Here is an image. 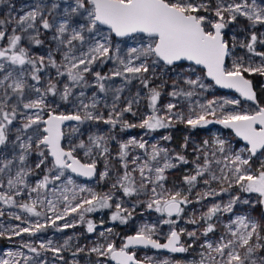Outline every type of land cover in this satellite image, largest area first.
Here are the masks:
<instances>
[{
  "label": "snow or ice",
  "instance_id": "1",
  "mask_svg": "<svg viewBox=\"0 0 264 264\" xmlns=\"http://www.w3.org/2000/svg\"><path fill=\"white\" fill-rule=\"evenodd\" d=\"M60 5L51 4V10H56ZM47 11L46 6L41 3L33 10L28 11L25 15L19 17L16 21L20 34H17V28L11 30V35H7L5 30H0V41H5L0 46V147H7L12 144V151L19 150V154L13 156L12 159L0 160V174L7 172V187L9 192H0V201L5 204L18 206L25 212L35 217H44L45 222L37 220L35 223H28L27 227L17 225L13 228L12 234L20 236L24 233L35 235L49 226H56L57 221H65L66 217L73 213L78 214L81 223H87V231L89 233L95 230V225L91 221H85V213L94 212L97 209L110 208L113 205L109 203L112 199L111 194L98 195L91 189L81 188L80 191L90 193V198L85 197L77 203H72L67 195H64L69 189L65 187L61 193L63 200L66 202L62 209H58L57 205L51 200L39 198L41 190H47L50 184L60 181L65 177V172L70 171L79 176L93 177L96 175V161L82 162L74 153L76 147L66 149L62 146L64 137L63 125L65 121H104L105 123L115 127L118 123L124 128H146L156 130L172 126V120L175 119L183 122L191 128L205 127L212 123L223 125L225 128L234 130L236 136L241 137L250 146L246 149L248 156L245 157L241 150L240 153L228 154L230 147L226 148V141L217 139L215 141V151L224 154L223 160H216V164H223L220 169L221 175L217 176L211 171L212 160L205 156L204 163L196 165L194 175L186 176L185 182L194 187L199 177H203L206 173L208 179L203 182L210 185L212 181L221 184L220 192L210 188L208 191L199 193V199L214 197L224 192H228L234 186H238L242 193H255L257 199L255 203L264 206V161H261L260 168L253 171L251 159L259 152L264 156V107L258 108L255 112L245 111H224V105H238L239 100H224L218 104L216 100H210L205 104H199V111L196 108L190 109V114L185 117L182 113L173 112L176 105L168 103L166 105L167 114L160 116L158 114L157 104L160 101L161 92L157 88L149 89V102L152 109V115H148L137 124L129 123L122 120L124 112H133V103L138 102L139 94L136 98L129 101L127 106L121 109L115 116L112 113L109 117H105L100 113H93L89 108L95 109L96 102L93 99L91 105L80 101L83 112L75 114H56L55 110L50 108L46 102V97L51 94L57 95L58 83L51 79L47 86L41 89L38 87L41 76L40 73L45 67L56 69L57 77L66 76L68 83L62 85L60 90V98L67 101L73 93L76 86H87L86 74L92 73L96 80V86L100 92H105L104 81L113 77H123L127 82L134 77L140 80L144 87H148L149 79L144 74L149 72V58L153 65L163 62L166 66L181 67V62L188 61L192 65L202 66L206 70L205 76L211 78L216 85L222 88L235 89L241 96L250 101L256 100V93L253 91L251 80L245 78V73H259L264 75V65L255 68L245 66L243 62L232 61V67L226 68V58L231 55L229 42L225 39L224 30L228 24L237 20L238 16L245 17L253 26H264V0L261 4L257 0H241L237 3L232 0L226 3V0H73L68 7L64 8L62 17H53L52 21L48 16H52V11ZM6 23L0 20V26ZM40 29L52 31L53 39L57 42L56 53L60 54L57 60L53 52L47 54V58L43 55L33 56L29 53V47L22 44L27 39L31 44L39 46L43 41L39 38ZM27 33L25 36L24 34ZM113 36L115 37H132L148 43L141 44L140 47H133L129 50V57L134 54V59L139 60L136 64L132 58L127 60L121 58L119 47L113 44ZM258 42V36L253 32L250 36V42L243 46L249 52H255V45ZM264 43V39L260 41ZM235 45L233 44V47ZM256 55L264 57V52H255ZM108 60H114L118 67L111 75H101L100 72H93L92 65L98 61L104 63ZM191 71L195 72L192 68ZM131 74V77L128 75ZM29 78L35 81V84H29ZM184 83L192 90H174L171 96H184L191 98L195 93V88L205 89L208 86L203 83V77L196 76L195 79L188 77ZM35 92L37 98L31 99L28 91ZM122 89H117L120 92ZM85 93L81 91L79 96L83 97ZM116 99H119L117 95ZM116 105L113 104L112 112H116ZM23 110V111H22ZM26 110H36L34 114H26ZM219 111V115H218ZM45 114L47 119L44 118ZM23 115L24 121L20 128L16 129L15 140L10 141V134L13 131L14 121ZM211 117V119H210ZM31 129V133L28 130ZM26 137V138H25ZM91 140V147L81 142L77 147L85 150V156H90L93 147L100 150L103 155L109 152L105 144V138L98 136ZM169 139V137H165ZM206 145L207 141L204 142ZM136 146L145 149L144 142H137L135 138L120 146L121 159L126 158L129 153L130 146ZM187 147V144L184 145ZM32 152L38 153L40 159L36 162L35 168H47V173L42 179L31 188V192L38 194L36 199L31 203L17 204L16 196L22 195L20 187L28 188L26 177L32 174L33 169L26 167L28 157ZM163 153L164 163L162 166L151 167L147 160L139 165L141 183L139 189L130 173L125 171L121 180L113 185V188L119 187L127 196L136 194L139 190L146 187V183L155 184L162 190L157 192L154 186L151 192L154 194L150 202L147 203L149 209H155L156 212L166 214L169 219H165L163 223L174 225L178 220L171 217H181L184 213L185 205L191 203L188 195L182 191L167 192L163 190L162 181L166 179L165 171L175 165L171 163L167 149L152 146L151 160L157 161ZM215 156V152L212 153ZM49 157L51 159L49 160ZM175 160L188 163L183 155L177 154ZM19 163V167L12 176V167ZM50 164V166H49ZM127 169V163H124ZM225 169L227 170L225 172ZM145 171L149 174L155 173L154 180L151 175L146 176ZM106 170L101 174V178L107 177ZM67 184L72 185L73 180L67 177ZM227 183L228 187L224 188L223 184ZM4 184L0 183V188ZM12 189H16L12 193ZM55 192V189H52ZM72 200H76L75 195ZM238 202L253 204V201L245 199L241 201L239 195H233L227 204L221 206L220 203L213 204L200 220L205 221V227L201 233L207 236L215 231V224L212 223L213 217L221 212H232ZM44 206L52 213L47 215V211L39 210L38 206ZM116 212L112 215L113 221L120 220L127 223V218L131 215L127 209H123L119 203L115 205ZM123 213V215H122ZM3 212H0V216ZM16 220H21L20 215L15 216ZM188 223L196 224V219H191ZM233 224L237 227L233 228ZM3 226L0 225V228ZM76 224L73 222H65L59 226L57 230L74 228ZM110 231V230H109ZM227 237H222L220 242L214 244L205 241L201 247L207 252V257L201 253L199 264H264V256L254 258L257 250L264 249V224L257 222L248 216H237L232 224L227 226ZM5 235L4 231H0V237ZM189 238H197L196 231H187L181 229L179 231L173 229L166 237V242L161 243L156 236V228L143 225L139 231L126 239L123 246L117 248L114 243H108L106 246L93 247L91 252H95L98 256L109 257L116 261V264H141L136 258L134 252L128 249L130 246H144L153 249H167L172 253H184L192 247L191 244L185 245L182 242V236ZM11 237H9L10 239ZM71 239V238H69ZM65 241L64 247H67ZM52 241L41 243L40 249L50 250L59 253L62 249L51 247ZM24 247L29 248L37 256L40 255L38 249L31 244H25ZM83 251V249H79ZM215 254V255H213ZM20 252H9L8 256H22ZM75 255V253H74ZM0 264H20L16 259H0ZM163 264H171L170 261H163ZM179 264V262H177Z\"/></svg>",
  "mask_w": 264,
  "mask_h": 264
},
{
  "label": "rangeland",
  "instance_id": "2",
  "mask_svg": "<svg viewBox=\"0 0 264 264\" xmlns=\"http://www.w3.org/2000/svg\"><path fill=\"white\" fill-rule=\"evenodd\" d=\"M73 0H0V20H5L6 23L0 26V30H5L7 35H11V30L17 28L16 21L19 17L25 15L28 11L33 10L38 4L43 3L46 6L47 11L51 10V4L57 3L60 5L59 8L52 11V16H48L49 20L52 21L53 17H62L64 8L68 7ZM214 2V0H213ZM232 0H226V3H231ZM237 3L241 0H236ZM258 4L262 3V0H257ZM255 32L258 36V42L255 45V52H264V43L260 41L264 39V26L255 25L253 26L250 21L245 17L238 16L237 20L233 23L228 24L224 30L225 39L229 42L231 55L227 58L225 67L231 68L232 61L243 62L245 66H251L253 68L264 65V57L258 56L255 52H249L244 44L250 42L251 34ZM17 34H20V29L17 28ZM25 36L27 33L24 34ZM54 33L52 31L40 29L39 38L43 43L39 46L31 44L27 39L22 41V44L29 47V53L33 56H45L51 51L56 55L59 60L60 54L56 53L57 42L53 39ZM5 41H0V46H3ZM147 44L148 40L143 41L132 37L118 38L113 36V44L120 49L121 58L127 60L132 58L136 64H139V60L134 59V54L129 57V50L133 47H140L141 44ZM233 44L235 45L233 47ZM154 58H149V72L144 75L148 77V87L140 82L139 79L131 77L128 74L130 82H127L123 77H113L110 80L104 81L106 91L100 92L96 86V80L92 73L86 74L87 86H76L73 88L72 95L67 101L60 98L59 92L62 90V85L68 83L66 76L57 77L56 69L51 67H45L41 71V80L38 87L43 90L47 86L48 81L51 79L53 82L58 83V91L56 96L49 94L46 97V102L50 108L55 111H72L83 112L80 106V101L85 104L91 105L93 99L96 102V108H89V111L93 113L102 114L105 119L112 113L116 115L121 109L127 106V103L139 94L138 102L133 103V113L124 112L121 117L122 120H126L132 124H139L143 118L148 115H152V109L149 102V89L157 88L161 92L160 101L157 104L158 114L165 116L167 114L166 105L173 103L176 108L173 112L182 113L185 117L190 114L191 108H196L199 111V104H205L210 100H216L218 104L224 100H239L238 105H224V111H245L255 112L264 105V75L259 73H246L252 77L260 96L255 101H249L244 99L241 95L235 92L222 91L215 86L213 81L209 80L205 76V70L202 67L194 66L189 62H181V67L177 66H166L162 62L157 65L152 64ZM118 64L114 60H108L104 63L97 62L92 65L93 72H100L101 75H111L116 70ZM194 68L195 72L191 71ZM3 73H0L2 76ZM196 76L203 77V83L208 87L205 89L195 88L194 95L191 98L184 96L173 97L170 93L174 90H192L184 80L188 77L195 79ZM29 84H35L30 78ZM117 89H122L117 92ZM83 91L85 95L79 96V93ZM119 96L117 100L116 97ZM28 96L31 99L37 98V94L32 91H28ZM115 104L116 112H112V106ZM23 111V110H22ZM36 110H26V114L32 115ZM218 111V115H219ZM211 119V117H210ZM24 121V116L21 115L17 121H14L13 131L10 134V141L15 140L16 129L20 128ZM31 129L28 130L31 133ZM65 146L68 148L76 147V154L85 160H95L98 166V172L96 176L91 180H80L73 173L67 174L62 177L60 181H56L54 184H50L47 190H41L39 198L44 199L47 196L48 200H51L57 205L58 209H62L66 202L63 200L61 193L63 189L67 187L69 191L64 193L69 197L72 203H77L82 198H90V193L87 191L81 192V188L91 189L92 192L103 195L111 194L112 199L109 201L113 206L110 208L97 209L94 212L85 213V221H91L95 225V230L91 233L87 231V223H81L79 216L76 213L66 217L65 221H57V225L53 226L52 229L39 236V238H30L27 233L20 236L12 234V229L17 225L20 227H27L28 221L35 223L37 220L45 222L44 217H35L25 212L18 206L8 205L0 201V212L3 215L0 216V231H4L5 235L0 237V259H16L20 261V264H115L109 257L98 256L95 252H91L90 249L93 247L106 246L108 243H114L117 248L123 246L124 236L128 233H137L143 225L156 228V236L159 240H166L167 235L171 230L185 229L189 232L196 231L197 238H189L186 235L182 236V242L187 246L189 244L192 247L184 253H172L164 250H153L151 247L145 248H131L138 258L150 262L152 264H163V261H170L171 264H199L201 259V253H204L207 257V252L201 245L205 241H210L214 244L220 242L222 237H227V226L232 224L237 216H248L255 219L257 222L264 224V212L262 205L255 203L257 194L255 193H242L238 186H234L228 192H224L214 197H207L205 199H199L198 194L208 191L210 188L216 189L220 192L221 184L216 181H212L210 185L204 184V180L208 179L206 173L203 177H199L194 187H191L189 192V185L185 182V177L194 175L196 172V165L203 164L205 156L212 160L211 171L215 172L217 176L221 175L220 169L223 168V164H216V160H223L224 154L215 151V141L222 139L226 141V148L230 147L228 154L240 153L241 150H245L242 154L247 157L248 152L246 149L249 147L248 144L243 142L236 134L229 128H225L221 124L212 123L205 127H197L195 129L186 125L183 122H179L175 119L172 120V126L165 128H158L156 130H149L146 128L134 127L124 128L121 124H117L115 127L105 123L104 121H84V122H73L66 128ZM98 136L105 138V144L109 149L108 154L103 155L99 149L93 147L92 154L85 156V150L77 147L81 142L86 146L91 147L90 137L95 139ZM169 137V139H165ZM26 138V137H25ZM135 138L137 142H144L146 144L145 149H140L136 146H130L128 149L129 155L121 159L120 157V146L123 143H127L131 139ZM207 141L206 145L204 142ZM187 144V147L184 145ZM156 145L158 148L167 149L168 156L171 163L175 166L165 171L164 175L166 179L162 181L163 190L167 192H175L177 190L184 192L188 195L191 203L183 206L184 213L181 217H171L173 220H178V223L169 225L163 223L165 219H169L166 214L158 213L155 209H149L147 203L153 198L154 194L151 192L152 187L157 188V192L162 189L155 185L146 183V187L139 190L132 196H127L123 193V190L119 187L113 188L114 184H117L118 180H121L125 171L129 172L131 177L134 178L136 186L139 189L141 183V176L139 172V165L143 164L147 160L151 167L155 168L162 166L164 163L163 153L157 161L151 160L152 146ZM215 152V156L212 153ZM19 154V150L16 152L12 151V144L7 147H0V160L12 159L13 156ZM179 154L183 155L188 163H182L174 159ZM40 159L38 153L32 152L26 163V167L33 169L32 174L26 177V182L29 185L28 188L20 187L22 195L15 197L17 204L20 203H31V200L36 199L38 194L31 192V188L42 179L43 175L47 173V168L36 169L35 164ZM51 157H49V160ZM261 161H264V156L259 152L256 156L251 159V166L253 171L260 168ZM124 163H127L128 167L125 169ZM50 166V164H49ZM108 176L101 178V174L106 170ZM21 167L19 163L13 165L11 175H15V171ZM227 170L225 169V172ZM145 175H151L153 180L155 173L149 174L145 171ZM67 177H71L73 180L72 185L67 184ZM9 173L7 170L5 173L0 174V183L4 184L3 188H0V192H9L7 187V179ZM224 188H227V183L223 184ZM55 189V192L52 189ZM14 194L16 189L11 190ZM77 197L76 200H72V196ZM233 195H239L241 201L248 199L253 201V204H244L238 202L232 212H221L218 213L212 219V223L215 224V231L209 233L206 237L201 233L205 227V221L200 220V217L208 211V209L216 203H220L221 206L228 203ZM119 203L123 209H127L131 215L127 218V223H123L120 220L113 221L112 215L115 214V205ZM39 210L47 211V215L51 216L52 213L48 211L44 206H38ZM20 215L21 220H16L15 216ZM123 215V213H122ZM196 219L198 223H188L189 220ZM65 222H73L76 224L74 228H67L63 230H57L59 226ZM233 228L237 227L235 224ZM110 230V231H109ZM264 235V232H261ZM9 237H11L9 239ZM71 238V239H69ZM52 241L51 247H58L62 250L59 253H54L50 250L40 249L41 243H47ZM65 241H67V247H64ZM264 243V241H261ZM25 244H31L36 247L40 253L37 256L29 248L24 247ZM83 249V251H79ZM9 252H20L22 256L9 257ZM75 253V255H74ZM215 255V254H213ZM264 256V249L257 250L254 258ZM33 261V262H32Z\"/></svg>",
  "mask_w": 264,
  "mask_h": 264
},
{
  "label": "flooded vegetation",
  "instance_id": "3",
  "mask_svg": "<svg viewBox=\"0 0 264 264\" xmlns=\"http://www.w3.org/2000/svg\"><path fill=\"white\" fill-rule=\"evenodd\" d=\"M226 62H227V59H226ZM226 65V64H225ZM194 66H196V65H194ZM199 67V66H198ZM205 70V69H204ZM244 75H246L248 78H250L251 80H252V77L249 75V74H244ZM252 82H253V85H254V88L256 89V98L258 97V96H260V93L258 92V89L256 88V85H255V83H254V81L252 80ZM222 91H224V90H222ZM244 98V97H243ZM244 99H246V98H244ZM247 100V99H246ZM250 101V100H249ZM264 106V105H263ZM262 107V106H261ZM55 113L56 114H60V113H64V114H74L72 111H68V110H65V111H63V110H61V111H55ZM44 118L45 119H47V115L45 114V116H44ZM73 122H77V121H67V122H65L64 123V125H63V132H64V137H63V140H62V146H64L66 149H68V147H66L65 146V144H64V142H65V137H66V128L71 124V123H73ZM232 130V129H231ZM75 155H77V157L79 158V159H81V161L82 162H85V163H87V162H90V161H88V160H85V159H83L82 157H79L78 156V154H76V153H74ZM97 172H98V166H97V168H96V174H97ZM72 172H70V171H68V173L67 174H71ZM73 175H75L74 173H73ZM78 179H80V180H91V179H93V178H91V179H87V178H84V177H81V176H78V175H75ZM52 227L53 226H49L48 228H46V229H44V230H42L41 232H39V233H36L35 235H29L28 234V236L31 238H39V236H41V235H43V234H46L47 232L49 233V231L52 229ZM129 234V233H128ZM126 236V235H125ZM125 236H124V238H125ZM161 241V240H160ZM162 241H165V239L164 240H162ZM161 241V242H162ZM137 256V255H136ZM138 257V256H137ZM33 262V261H32Z\"/></svg>",
  "mask_w": 264,
  "mask_h": 264
},
{
  "label": "water",
  "instance_id": "4",
  "mask_svg": "<svg viewBox=\"0 0 264 264\" xmlns=\"http://www.w3.org/2000/svg\"><path fill=\"white\" fill-rule=\"evenodd\" d=\"M118 38H120V37H118ZM227 59V58H226ZM162 62V61H161ZM183 62H188V61H183ZM163 63V62H162ZM189 63H191V62H189ZM226 64V63H225ZM196 66H198V65H196ZM199 67H202V66H199ZM203 68V67H202ZM205 72H206V70H205ZM208 78V77H207ZM245 78H247V79H249V80H251L250 78H248L246 75H245ZM209 80H211V78H208ZM211 81H213V80H211ZM251 82H252V80H251ZM213 83L215 84V82L213 81ZM215 86L217 87V88H219L220 90H224V91H228V92H235V93H237V94H239L240 95V93L239 92H237L235 89H227V88H222V87H220L219 85H216L215 84ZM252 88H253V91L256 93V89L254 88V85H253V82H252ZM243 97V96H242ZM262 107H264V106H262ZM65 122H67V121H65ZM233 132H234V130H232ZM235 133V132H234ZM243 142H245L246 144H247V142L246 141H244L241 137H239ZM250 147V146H249ZM75 175H77L76 173H74ZM79 176V175H78ZM81 177H84V176H81ZM94 177V176H93ZM93 177H84V178H87V179H91V178H93ZM262 210H263V212H264V206H262ZM175 230H177V229H175ZM178 231V230H177ZM136 233H129V234H127L126 236H125V238H124V243H126V239H127V237H129V236H133V235H135ZM161 242V241H160ZM164 242H166V240L165 241H162L161 243H164ZM123 243V244H124ZM135 247H139V248H145L144 246H130V248L128 249L130 252H133V251H131L130 249L131 248H135ZM150 247V246H149ZM153 249V248H152ZM153 250H164V251H168L167 249H153ZM136 255V254H135ZM136 258L138 259V260H140L141 261V264H152V263H150V262H147V261H145V260H142V259H140V258H138L137 256H136ZM115 264H116V261H114V260H112Z\"/></svg>",
  "mask_w": 264,
  "mask_h": 264
}]
</instances>
